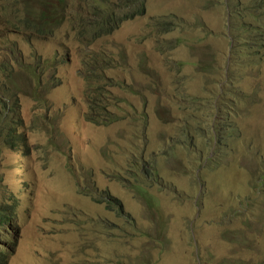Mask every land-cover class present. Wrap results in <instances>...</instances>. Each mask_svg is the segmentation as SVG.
Masks as SVG:
<instances>
[{
    "label": "rangeland",
    "instance_id": "rangeland-1",
    "mask_svg": "<svg viewBox=\"0 0 264 264\" xmlns=\"http://www.w3.org/2000/svg\"><path fill=\"white\" fill-rule=\"evenodd\" d=\"M3 1L8 49L52 57L68 45L72 54L55 68L61 82L45 79L20 99L29 145L48 155L38 160L23 146L13 160L0 154V200L19 198L10 264H264V8L142 0L143 15L121 11L132 15L100 39L117 58L95 76L65 22L79 0L54 14L52 35L24 40L4 28L10 13L24 22L41 2ZM226 4L238 7L230 19ZM95 101L102 113L90 121ZM144 157L156 159L157 175Z\"/></svg>",
    "mask_w": 264,
    "mask_h": 264
},
{
    "label": "clouds",
    "instance_id": "clouds-1",
    "mask_svg": "<svg viewBox=\"0 0 264 264\" xmlns=\"http://www.w3.org/2000/svg\"><path fill=\"white\" fill-rule=\"evenodd\" d=\"M255 1V8H264V0H251ZM5 3V0L3 1ZM16 3L19 8H23L25 5V0H16ZM261 3H263L261 5ZM259 9V10H260ZM39 16V15H38ZM251 21L255 20L254 12L248 13L246 15ZM9 23H16V29L24 28L22 22V12L19 10H14L12 15L8 19ZM106 29L114 27L115 18L109 20L106 24ZM71 29V28H70ZM246 33H249L248 31ZM49 35L52 32L48 33ZM89 37V35H88ZM37 40L41 39L40 37L36 38ZM4 43V44H3ZM3 45V46H2ZM8 44L6 39L0 40V154L2 149H7L13 152L11 156V160L15 158L19 152L20 147L22 145L25 151L31 155L32 157L36 155L39 158L44 154L48 155L45 147L42 145H34L31 147L29 145V141L23 131L22 127V119L20 116V99L24 95L28 93H33L37 88L41 87L42 82L45 79L53 80L54 82H61V77L55 73V68L61 64L62 62H70L71 51L68 45L59 46L54 51V56L46 57L49 53L50 49H44V53H37L35 55H27L22 51H18L14 53V51L10 48L8 49ZM82 59L88 69H90V65L87 63H96L93 59L99 60L102 59L105 62L102 64L108 63V53H106L103 49H99L97 45H84L83 47H79ZM104 51V54L101 52ZM61 53H64L61 56ZM91 58L92 60L87 58ZM101 70V64H99ZM92 68L90 69V71ZM11 71L8 75H4L5 72ZM4 76V77H2ZM88 78V77H87ZM92 80V78H88ZM41 80V83L37 85V83ZM7 85H9L7 87ZM37 85V86H36ZM58 86V85H54ZM7 87V88H6ZM10 91V93H7ZM74 99H72L73 101ZM95 111L89 118L90 121L93 120L94 116L98 111H101V105H99L98 101L94 102ZM97 111V112H96ZM82 126L80 121H78L77 127ZM13 133L14 139L11 140L10 134ZM38 142V141H37ZM100 148V147H99ZM0 176L3 178V173H0ZM129 249V253L133 257V254H136V251L130 249L129 247L125 248ZM123 252L127 254L126 251ZM135 257V256H134ZM122 258V255L119 253V261ZM12 260V259H11ZM11 260L9 264L11 263ZM115 261V260H113ZM168 261V260H167Z\"/></svg>",
    "mask_w": 264,
    "mask_h": 264
},
{
    "label": "trees",
    "instance_id": "trees-1",
    "mask_svg": "<svg viewBox=\"0 0 264 264\" xmlns=\"http://www.w3.org/2000/svg\"><path fill=\"white\" fill-rule=\"evenodd\" d=\"M73 1L74 0H45V6H42V9L39 10L38 14L34 18V29L26 28L27 31H34L36 33L49 35V32L54 33V28L58 26L60 23L55 22L54 14L60 12V11H66L69 12L73 8ZM101 0H79V4L77 5L76 13L71 16L70 19L65 20V22L70 24V30L71 32L76 31L79 36L86 39L85 42L88 44H93L97 39H102L110 35L121 23L122 20L126 16L132 15H126L124 17H121V11H125L127 8L134 9L135 12L138 14L143 15L144 12V2L142 0H121L120 4H116L114 7H109L108 5H105L107 7V10L105 9V6H101L100 4ZM108 3L110 0H107ZM255 3V1H253ZM263 3H261L262 5ZM225 8L228 10L227 15L228 18H232L234 15H232V10L238 7L232 6L231 4H226ZM118 12V17H114V12ZM247 11V10H246ZM248 12V11H247ZM39 15V16H38ZM90 15L93 16V18H99L104 17V20L97 24L96 26L88 25L89 22L93 21V19H89ZM247 15V14H245ZM244 15V16H245ZM241 16H243L241 14ZM172 17V16H171ZM112 18H115V25L114 27L107 28L106 24L109 20ZM242 18V17H241ZM24 22L26 21L25 16L23 17ZM168 23H166L164 20L161 22L156 23V27L160 29H165ZM51 34V35H52ZM89 35V37H88ZM105 52L102 51L101 54H104ZM64 53H61V56H63ZM110 57L113 54H109ZM96 63H87V65H90V69L92 68L91 72L93 75L97 76L99 73L96 74V72L100 71L99 64L104 63L105 61L100 59L95 60ZM11 71H7L4 73V75H8ZM4 77V76H2ZM93 80V79H92ZM41 83V80L37 83L39 85ZM36 85V86H37ZM92 88V87H91ZM182 92L186 93L184 88L182 89ZM7 93H10L8 91ZM188 97L185 100L178 101L181 102H189L187 101ZM177 101V100H176ZM107 102H110L107 101ZM1 109V104H0ZM99 114L102 113V111L98 112ZM11 140L14 139L13 133L10 134L9 137ZM24 146V145H22ZM24 154L27 152L23 148L21 150ZM154 159V161H153ZM144 160H149L152 163V169H150V173H154L157 175V168L154 162H156L154 157L146 158L144 157ZM149 174V173H148ZM3 200H0V264H9L11 256L14 254V247L16 246L15 240L18 234V226L14 224V218L18 216V204L15 202L14 199H10L7 202H1ZM119 204H121L119 202ZM119 211H123V206L119 205ZM6 227L5 231L4 228ZM4 231L3 233H1ZM6 242V243H1ZM18 243V242H17Z\"/></svg>",
    "mask_w": 264,
    "mask_h": 264
},
{
    "label": "bare ground",
    "instance_id": "bare-ground-1",
    "mask_svg": "<svg viewBox=\"0 0 264 264\" xmlns=\"http://www.w3.org/2000/svg\"><path fill=\"white\" fill-rule=\"evenodd\" d=\"M39 1L41 2L42 6H45V0H39ZM100 4H101V2H100ZM101 6H105V5H102V4H101ZM41 9H42V8H41ZM41 9H40V10H41ZM38 12H39V11H38ZM10 15H12V13H10ZM34 18H35V17L28 18V17L25 16L26 21H25V23L22 21V22H23V25H24V28H22V29H16V23H15V25H14V22H13V23H9V22H8V24H7L4 28L8 31V33H9V32H12V31H18V32H21V33H25L26 35H25V37L23 38V40H24V39H26L31 33H36V32H34V31H27V29H26V28L34 29V25H33V23H34ZM89 19H93V21L89 22L88 25L96 26L97 24L101 23V22L104 20V17L102 16V17H99V18H96V19H95V18H93L92 15H90V17H88V20H89ZM4 34H5V33H4ZM4 34H0V39L4 38V37H3ZM72 34H77V32L74 31V32H72ZM44 35H45V34H44ZM80 38L84 41V42H83L84 45H97V46H99L100 39H97L98 41H96V42L93 43V44H88L87 42H85L86 39L82 38L81 36H80ZM9 49H10V48H9ZM11 49L14 51V53H16V52L19 51V49L17 48L16 45H14L13 47H11ZM116 54H117V52L115 51V52H113V55H112V56H116ZM33 55H35V54H33ZM116 58H117V57H116ZM94 117H95V116H94ZM142 159L144 160V158H142ZM11 193H12V195H11V198H9V200H10V199H14L15 202L18 201V200H19L18 195H16L17 197H15V194H14L13 192H11ZM9 200H8V201H9ZM1 202H3V201H1ZM5 202H7V201H5ZM5 202H4V203H5ZM5 229H6V227H5ZM1 243H6V242H1Z\"/></svg>",
    "mask_w": 264,
    "mask_h": 264
}]
</instances>
